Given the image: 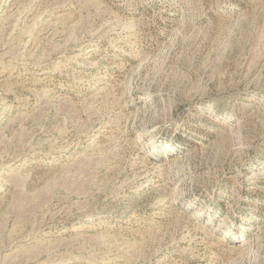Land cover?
<instances>
[{"label":"rangeland","instance_id":"obj_1","mask_svg":"<svg viewBox=\"0 0 264 264\" xmlns=\"http://www.w3.org/2000/svg\"><path fill=\"white\" fill-rule=\"evenodd\" d=\"M0 264H264V0H0Z\"/></svg>","mask_w":264,"mask_h":264},{"label":"bare ground","instance_id":"obj_2","mask_svg":"<svg viewBox=\"0 0 264 264\" xmlns=\"http://www.w3.org/2000/svg\"><path fill=\"white\" fill-rule=\"evenodd\" d=\"M149 98H151L149 95H145V97L143 98V100H147V99H149Z\"/></svg>","mask_w":264,"mask_h":264}]
</instances>
